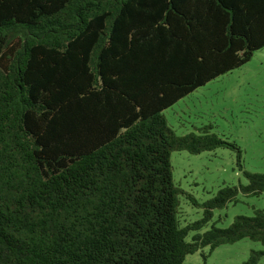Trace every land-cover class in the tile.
<instances>
[{
	"label": "trees",
	"instance_id": "obj_1",
	"mask_svg": "<svg viewBox=\"0 0 264 264\" xmlns=\"http://www.w3.org/2000/svg\"><path fill=\"white\" fill-rule=\"evenodd\" d=\"M263 47L264 0H0V264H188L264 245L263 209L201 231L240 192L264 193V172L212 125L177 135L165 115ZM219 147L248 183L200 204L171 155ZM183 194L204 209L187 225Z\"/></svg>",
	"mask_w": 264,
	"mask_h": 264
},
{
	"label": "rangeland",
	"instance_id": "obj_2",
	"mask_svg": "<svg viewBox=\"0 0 264 264\" xmlns=\"http://www.w3.org/2000/svg\"><path fill=\"white\" fill-rule=\"evenodd\" d=\"M165 115L177 135L199 133L201 128L212 125V132L241 147L245 169L264 172V47L255 51L246 64L182 98L168 108ZM171 163L175 183L200 204L213 197L221 187L248 183L243 169L238 166L237 152L229 147L198 154L175 150ZM180 199L179 219L182 225L203 217L202 206L193 204L185 194ZM256 209L264 210V193L247 195L240 192L237 201L214 209L212 219L201 231L210 229L213 224L228 227L237 215L252 216ZM263 249L262 243L244 238L220 245L212 251L206 246L188 255L185 262L245 264L254 250ZM257 264H264V256Z\"/></svg>",
	"mask_w": 264,
	"mask_h": 264
}]
</instances>
